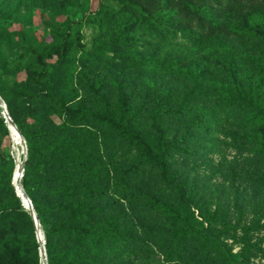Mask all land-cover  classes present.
I'll use <instances>...</instances> for the list:
<instances>
[{
    "label": "rangeland",
    "instance_id": "rangeland-1",
    "mask_svg": "<svg viewBox=\"0 0 264 264\" xmlns=\"http://www.w3.org/2000/svg\"><path fill=\"white\" fill-rule=\"evenodd\" d=\"M98 1L25 0L17 21L22 36L12 35L10 43H0L2 56L13 62L10 71L0 76V87L8 95L19 118L22 111L12 90L18 86H33L32 75L35 70L43 62L54 60L58 50L63 48V32L68 28L73 33L68 51L72 62L67 71L58 72L63 82L57 91L58 97L71 98L72 101L62 111L56 100L40 106L36 124L49 133L47 140L54 144L57 154L51 162L41 159L35 163V174L40 178H48L57 173L58 158L62 151L71 146L73 139L84 145L83 154L89 157L94 175L88 176L79 168L69 167L66 176L61 179L73 189L74 199L83 198L86 189L95 188L99 191L90 200L95 208L90 217L100 221L111 217L116 224L131 232L130 245L123 251L116 250L110 258L112 263L238 264L243 249L241 226L246 225L257 229L250 233L256 247L251 252L249 264H264V124L261 121H245V114L240 110L225 111L217 108L215 95L203 101H193L182 111L180 118L164 119L163 126L167 127L168 135L177 132L186 147L185 151L173 154L170 164L183 181L192 203L217 215L218 222L211 229L220 234V240L228 247V260L198 240L182 257L175 255L174 245L171 252L166 250L165 253L164 247L174 239L179 224H170L160 208L150 210L145 206L152 200L172 199V194L159 182L157 171L146 166L140 174L128 175L124 183L129 191L125 193L120 174L122 168L131 162L133 152L126 150L120 143L109 141L100 127L91 121L77 124L79 106L93 110L98 105L90 93L75 85L80 67L88 68L91 77L103 78L111 98L115 79L123 80L138 103L151 95L162 97L163 90L172 91V96L163 97L160 102L161 108L165 110L179 109L183 90L190 83L189 79L171 73L136 69L110 55L89 51L94 40L99 37L97 23L89 18ZM101 1L113 9L118 8L115 0ZM226 20L236 26L245 25L259 32L264 31V9H244L229 15ZM0 23L9 25L11 20H0ZM179 42L182 43L167 42L157 47L152 44L140 45L135 49L141 57L152 62L173 61L176 65H202L205 67V82L214 80L247 84L260 80L264 89L262 69L250 62V57L254 56L264 61V42L231 36L226 37L225 49L218 46L217 39L213 38L201 40L197 45L185 43L181 39ZM107 46L111 49L132 48L113 42ZM142 85L150 88L148 95L142 91ZM203 113L211 135L194 128L187 131L188 122ZM3 124L7 126L0 108V162L3 168L9 164L15 166L12 174L14 188L15 172L18 173L22 162L24 165L26 154H22L23 143L21 147L16 145L11 132L3 134ZM139 125L147 135H151L147 116L140 118ZM186 131L188 134L184 137ZM39 195L44 203L66 201L60 181L50 189L42 190ZM10 203L11 190L0 189V206ZM185 214L190 219V213ZM83 215L84 212H81L79 217ZM69 218L70 215L66 214L63 221ZM12 229L18 230V224L6 222L0 232L8 235ZM63 242L65 244L60 243L59 247L73 243L72 240Z\"/></svg>",
    "mask_w": 264,
    "mask_h": 264
},
{
    "label": "trees",
    "instance_id": "trees-1",
    "mask_svg": "<svg viewBox=\"0 0 264 264\" xmlns=\"http://www.w3.org/2000/svg\"><path fill=\"white\" fill-rule=\"evenodd\" d=\"M25 0H0V20H11V24L0 23V43L11 42V36H22V30L17 21L20 9ZM117 9L98 1L89 18L97 23L99 37L94 40L89 51L110 55L113 59L136 69H150L156 72L171 73L175 76L189 79L190 83L183 90V98L179 100V109H162L160 102L163 97L172 96V91L163 90L162 97L151 95L144 101L136 102L132 92L127 90L123 80L113 82V98L104 86V79L91 77L88 68L80 67L75 79V85L90 93L97 102L95 109L79 106L77 124L85 120L100 127L112 143H120L129 152H133L131 162L125 165L120 174L122 190L129 188L124 183L128 175L140 174L143 167L151 166L157 171L161 185L172 194L167 201L152 200L145 206L150 210L160 208L170 224L178 223L175 236L165 253L176 247L175 255L182 257L188 253L195 240L202 245L211 246L219 255L228 260V247L220 240V234L213 232L211 226L218 222L213 212L201 205L192 203L188 191L172 168L170 159L176 152L185 151L183 138L177 132L168 135L164 127L166 117L180 118L182 111L193 101H203L215 95L217 108L225 111L240 110L245 114V121L258 120L264 124V89L261 81L255 80L247 84L235 81L205 82V67L199 64L176 65L171 62H152L141 57L137 52L140 45L160 46L167 42L181 44L179 40L191 45H197L201 40L217 39V45L224 47L226 37H239L264 42V31H257L250 26H236L227 21L229 15L244 9H264V0H115ZM18 25V26H15ZM73 33L67 28L61 35L62 49L58 50L55 59L43 62L42 66L32 75L33 86H18L12 90V95L21 107L18 118L16 111L0 87V97L5 103L6 111L17 130L22 135L26 156L24 159L20 186L32 204L38 225L35 226L29 211L24 208L12 185L14 167L6 168L0 162V189L12 192V203L0 206V230L6 222L17 223L18 230L12 229L8 235L0 232V264H42L40 243L37 230L41 231L46 264H115L111 256L116 250L123 251L132 241L131 232L107 217L97 220L90 217L95 211L91 203L92 197L99 193L95 188L84 190V197L74 199L73 189L69 187L65 177L66 170L79 168L88 176L94 175L89 165V157L83 154L84 145L73 139L71 146L61 152L58 158V171L48 178H40L35 174L34 165L44 159L55 160L56 148L47 140L49 133L36 124L38 112L42 104L56 100L62 111L71 98H60L57 91L63 82L58 74L60 70L67 71L72 62L69 47L72 44ZM113 42L126 45L128 49H111ZM88 51V52H89ZM255 67H260L264 76V61L261 57H250ZM13 62L2 56L0 49V76L10 71ZM148 95L146 85L141 86ZM1 108V107H0ZM2 110V108H1ZM145 115L150 120L151 135H147L139 125L140 118ZM210 115V113H207ZM3 118V117H2ZM205 114L191 119L186 130L198 129L211 135L205 125ZM4 120V118H3ZM5 121V120H4ZM2 125L4 135L11 132ZM84 131H87L84 128ZM187 131L184 137L187 136ZM182 136V137H183ZM100 162L105 166L100 158ZM60 181L66 201L44 203L39 195L42 190H48ZM123 182V183H122ZM125 196V194H123ZM81 212L85 215L79 217ZM190 213V219L185 213ZM195 213V214H194ZM69 214L68 221H63ZM243 249L242 258L238 264H249L252 250L256 247L251 241L250 233L257 230L252 226H241ZM159 231V230H157ZM72 240V245H63V241ZM168 255V254H167Z\"/></svg>",
    "mask_w": 264,
    "mask_h": 264
},
{
    "label": "water",
    "instance_id": "water-1",
    "mask_svg": "<svg viewBox=\"0 0 264 264\" xmlns=\"http://www.w3.org/2000/svg\"><path fill=\"white\" fill-rule=\"evenodd\" d=\"M0 107L2 108V112L4 114H7L5 103L1 99V97H0ZM9 122L16 128V126L11 122V120H9ZM17 132L21 136L22 143H23L22 154L25 156V154H26L25 141H24L22 135L20 134V132L18 130H17ZM22 170H23V162H22L21 168L18 170V173H16V175H15V179H17V181H16L17 185L15 188V193L20 198L24 208L29 211L30 215L32 216V219H33L35 226H37L38 223H37V219H36L35 213H34L33 208H32V204L20 186V179L19 178H20V174H21ZM37 239H38V242L40 243L39 252H40L41 260H42L43 264H46V257H45L44 247H43L44 241H43L42 235L39 233V230H37Z\"/></svg>",
    "mask_w": 264,
    "mask_h": 264
},
{
    "label": "bare ground",
    "instance_id": "bare-ground-1",
    "mask_svg": "<svg viewBox=\"0 0 264 264\" xmlns=\"http://www.w3.org/2000/svg\"><path fill=\"white\" fill-rule=\"evenodd\" d=\"M7 127H8L9 130H11V133H12V136H13V139H14V143L21 147L22 139H21V136L19 135V133L17 132V129L10 122H7ZM21 150H22V147H21ZM15 173H17V172H15ZM16 181H17V179H15V177H14V190H15L16 185H17ZM38 230H39V228H38ZM39 233L41 234L40 230H39ZM42 264H43V262H42Z\"/></svg>",
    "mask_w": 264,
    "mask_h": 264
},
{
    "label": "built area",
    "instance_id": "built-area-1",
    "mask_svg": "<svg viewBox=\"0 0 264 264\" xmlns=\"http://www.w3.org/2000/svg\"><path fill=\"white\" fill-rule=\"evenodd\" d=\"M2 117L4 118V120H5L6 123L9 122L10 117L8 116V114H4L2 112ZM22 172H23V170L21 171L20 178L22 177Z\"/></svg>",
    "mask_w": 264,
    "mask_h": 264
}]
</instances>
